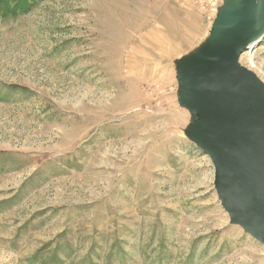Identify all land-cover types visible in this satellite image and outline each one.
I'll return each mask as SVG.
<instances>
[{
  "label": "rangeland",
  "instance_id": "obj_1",
  "mask_svg": "<svg viewBox=\"0 0 264 264\" xmlns=\"http://www.w3.org/2000/svg\"><path fill=\"white\" fill-rule=\"evenodd\" d=\"M233 1L43 0L0 17V264H264L199 143L196 94L236 46ZM260 35L236 79L264 90Z\"/></svg>",
  "mask_w": 264,
  "mask_h": 264
},
{
  "label": "water",
  "instance_id": "obj_2",
  "mask_svg": "<svg viewBox=\"0 0 264 264\" xmlns=\"http://www.w3.org/2000/svg\"><path fill=\"white\" fill-rule=\"evenodd\" d=\"M261 2L256 0L255 20L245 27V38L249 31L254 33L253 40L261 37ZM224 48L217 72H213L208 84L198 86L197 108L202 122L199 143L215 166L225 209L264 245V90L249 82L240 69L245 81L235 79L247 45L235 50L230 71L223 64L229 47Z\"/></svg>",
  "mask_w": 264,
  "mask_h": 264
},
{
  "label": "bare ground",
  "instance_id": "obj_3",
  "mask_svg": "<svg viewBox=\"0 0 264 264\" xmlns=\"http://www.w3.org/2000/svg\"><path fill=\"white\" fill-rule=\"evenodd\" d=\"M234 2V8L237 10H239L240 12H241V14H239V15H236V10L233 8V9H231V15H233V17H234V23H233V29H232V31H233V35L232 36H234V37H232V40L233 41H235L236 42V46L235 47H233V48H230L229 50H230V53L229 54H227V55H229V60H228V66L227 67H225V68H227V71H230V69H231V67H232V65H233V63H234V60L232 59V57H233V54H234V52H235V50L239 47V46H241L242 44H245V45H247V48H248V50H251V52L254 50V48L257 46V43H253L252 41H253V35H252V31H249V33H248V35L246 36V38L244 37L245 36V28L244 29H241L240 27V25H239V20L242 18V15H244V17H243V21H247V20H249V22L248 23H250V25H251V21H252V18L254 17V15H255V13H257V11H256V0H235V1H233ZM245 5H248V7L247 8H245V9H243V7L245 6ZM261 10H262V4H261V9H260V13H261ZM259 13V14H260ZM260 16H261V14H260ZM262 17V16H261ZM245 25V24H244ZM143 28V27H142ZM141 31H143L142 29H140ZM234 33H236L235 35H234ZM251 35H252V37H251ZM148 38V37H147ZM146 37H144L142 40L143 41H140L139 40V43L141 42L142 44H147L148 42V39H147ZM148 45V44H147ZM151 46V45H150ZM228 46L230 47V44H228ZM160 51H162V50H160ZM161 53V52H160ZM158 54H159V51H158ZM159 56V55H158ZM237 69H238V66H237ZM236 79V78H235ZM237 80V79H236ZM238 81V80H237ZM220 82V81H219ZM239 82V81H238ZM241 83V82H240ZM220 84H221V82H220Z\"/></svg>",
  "mask_w": 264,
  "mask_h": 264
},
{
  "label": "trees",
  "instance_id": "obj_4",
  "mask_svg": "<svg viewBox=\"0 0 264 264\" xmlns=\"http://www.w3.org/2000/svg\"><path fill=\"white\" fill-rule=\"evenodd\" d=\"M43 0H0V17L26 14Z\"/></svg>",
  "mask_w": 264,
  "mask_h": 264
}]
</instances>
